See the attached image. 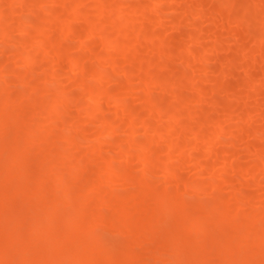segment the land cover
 <instances>
[{
    "label": "rangeland",
    "instance_id": "obj_1",
    "mask_svg": "<svg viewBox=\"0 0 264 264\" xmlns=\"http://www.w3.org/2000/svg\"><path fill=\"white\" fill-rule=\"evenodd\" d=\"M157 3L0 0V105L6 107L0 114L9 116L0 131V177L14 158L9 150L14 141L22 144V135L38 134L25 156L14 159L29 174L7 180L10 185H1L0 198L6 192L18 200L14 188L23 181L34 186L31 172L40 168L45 153L68 152L74 167L64 169L59 161L52 165L55 172L64 169L66 183L64 191L56 192L54 175L49 178L48 196L60 198L51 212L56 223H46L45 235L72 230L86 249L75 254L70 244L61 243L55 246L59 249L34 254L48 256L52 250L59 257L55 264L90 259V264H128L125 256L132 255L134 264L264 263V0H183L173 5L177 14L168 17L169 6ZM99 5L108 9V19L98 21ZM255 91L260 95L253 96ZM56 100L57 112L51 108ZM130 111L140 115L130 119ZM47 112L52 114L45 117ZM233 127L236 132L229 131ZM111 137H118L119 146L109 142ZM157 154L161 161L155 160ZM144 157L148 162L142 163ZM245 163L256 164L257 173L236 166ZM132 193L139 200L136 209H121L120 201ZM50 200L32 197L22 205L50 209ZM86 202L89 218H77ZM156 211H164L163 220L148 228L155 222L149 218L160 215ZM207 213H217L216 220L201 228L195 217ZM109 215L121 217V225L102 218ZM185 218L191 220L186 230L181 227ZM28 222L26 216L9 228L25 233ZM75 223H81L80 229ZM123 223L136 225L137 232ZM142 227L147 232L141 233ZM255 227L252 240L262 248L230 244V237L236 243V237ZM176 233L183 243H177ZM190 243L201 250L181 248ZM19 248L8 249L17 260Z\"/></svg>",
    "mask_w": 264,
    "mask_h": 264
},
{
    "label": "bare ground",
    "instance_id": "obj_2",
    "mask_svg": "<svg viewBox=\"0 0 264 264\" xmlns=\"http://www.w3.org/2000/svg\"><path fill=\"white\" fill-rule=\"evenodd\" d=\"M116 4V3H115ZM114 4V5H115ZM115 6H117V5H115ZM102 7V6H101ZM100 7V5H99V7L97 8V18L99 19L98 21H100V20H102V19H108L110 16L108 15V13H107V11H108V9H106V10H103L104 8H105V6H104V4H103V7L101 8ZM107 8V7H106ZM133 8V7H132ZM215 13L218 15V17H222V14H221V12H220V9L219 8H216L215 9ZM96 18V17H95ZM94 21H96V20H94ZM1 28H4V27H1ZM3 30V33L5 32V34L7 33L5 30H7V29H2ZM75 32H77V31H75ZM2 33V34H3ZM133 41H134V39H133ZM56 49L60 52L61 51V46H59V45H57L56 46ZM63 51V50H62ZM61 51V52H62ZM243 51L246 53V52H248L249 51V45H246L244 48H243ZM18 54V53H17ZM58 54V53H57ZM59 55V54H58ZM110 55V54H109ZM56 57H58V58H60L59 56H57V55H55ZM79 56H80V54H79ZM106 57L108 56V54L107 55H105ZM33 57V56H32ZM32 57H28V59H30V58H32ZM58 58H56V59H58ZM72 59H74L75 61L78 59H76V57H71ZM80 58V57H79ZM81 58H82V56H81ZM111 58V57H110ZM109 59V58H108ZM60 60V59H59ZM80 60V59H79ZM109 60H112V58L111 59H109ZM28 61V60H27ZM78 61V60H77ZM78 62H80V61H78ZM245 67H244V70L245 71H247V70H249V64L247 63V64H245L244 65ZM101 74H100V72H98L97 71V75H95V76H100ZM23 76V75H22ZM24 77V76H23ZM22 77V78H23ZM143 77H144V79H145V75H143ZM142 77V78H143ZM21 78V79H22ZM22 80H26L25 78L24 79H22ZM225 87H226V85H224ZM227 88V87H226ZM100 92V90H97V93H99ZM101 94H102V92H100ZM99 93V94H100ZM107 93V92H106ZM105 93V94H106ZM253 96H256V95H260V93H259V91H255V93H251ZM13 100H11V102H12ZM6 102H8V103H11L10 101H7V99H6ZM6 102L4 103H2V104H6ZM16 102V101H15ZM53 103H55L53 106H51V108L54 110V111H58V109H59V107H58V102H57V100H56V102H52L51 104H53ZM12 104V103H11ZM15 105V104H14ZM8 106V105H7ZM0 107H1V105H0ZM2 109H3V107H1ZM6 108V107H5ZM4 108V109H5ZM239 108V107H238ZM3 109V110H4ZM2 110V112H4ZM242 110V109H241ZM241 110L238 112L239 114H241L242 112H241ZM1 111V110H0ZM47 111L48 112H50L48 109H47ZM48 112H47V114H45L46 116L45 117H48V116H50V114H52V112L51 113H49L48 114ZM241 112V113H240ZM244 112V111H243ZM94 113H95V111H90L89 112V115H94ZM130 113V119H134L135 117H138L140 114H139V112H135V111H130L129 112ZM237 113V114H238ZM238 114V116L240 117V115ZM245 114L244 113H242L241 114V116H243V117H240V118H244V119H241V120H244V121H239V122H241V124L243 125L244 123H242V122H245V116H244ZM8 120H9V116L7 115V116H5V115H2V114H0V131H1V128L3 129V127L8 123ZM217 124H219V126H221V123L220 122H217ZM145 125H147V124H145ZM224 125H222L221 127H223ZM108 127V126H107ZM238 127V126H237ZM237 127L235 128V127H233V128H231L229 131L230 132H236L237 131ZM224 128V127H223ZM224 129H226V128H224ZM88 130V129H87ZM236 130V131H235ZM162 130H159V132L161 133V135H163V133L161 132ZM90 132V131H89ZM35 132H30V133H28V135H22V136H25V138L23 137V142H22V144L21 143H19V142H21V141H19L18 139H17V141H14V144L11 146V147H9V150H10V152L12 153V155H14V158H11L12 159V161H14V159H21V158H23L24 156H25V154H26V151L28 150V148H29V146L32 144V142H34V140H36L37 139V137H38V134H34ZM200 134L201 133H199V132H197V138H198V136H199V138L198 139H200ZM20 136V135H19ZM21 136V137H22ZM62 138V137H61ZM118 137H116V138H114V137H111L110 138V141L109 142H111L112 144H120L119 143V141L120 140H118L117 139ZM16 140V139H15ZM121 142V141H120ZM141 143H143V142H141ZM141 143H140V145H141ZM111 144V145H112ZM61 145V144H60ZM119 146V145H118ZM145 147H148L147 145H144ZM56 148H60V147H56ZM4 149V151H5V148H3ZM208 149V148H207ZM63 150V149H62ZM214 150V148H212V146H209V150L208 151H213ZM226 150H230V149H226ZM52 151H54V150H52ZM64 151V150H63ZM225 153H226V151H225ZM229 153V152H228ZM70 154H72V153H70ZM70 154L68 153V152H65V153H59V152H56V151H54V153H52L51 151H49L47 154L45 153V155L42 157V159H41V162H40V164H39V166H40V168H37V170H35L34 172V174H32V172H31V175H34V177H35V179L34 180H36L35 182H34V186H32V185H30V184H28V181L26 180V181H23L21 184L19 183V185H20V187H17V186H19V185H17L15 188H14V190H16L14 193H15V196L16 195H19L20 196V198L17 200V199H14L11 195H9L8 193H6V192H2L3 193V195L1 196V198H0V264H55L57 261L56 260H58L56 257H58V255L57 256H54L53 254H50V252L52 251V250H49L48 251V256H45V255H41V254H38V255H36V254H34V252H35V250L37 251V250H40V249H59V248H56L55 246H60L59 244H64L62 247H64V246H67V244H70L71 246L69 247V248H71L72 250H74V249H76V250H74V252H75V254H80V253H84V250L86 249L82 244L83 243H81V242H79V241H77L76 239H75V236L72 234V230H63V231H61V233H58V232H56L55 233V235L53 236H50V235H45V226H46V223L48 224V223H56V222H52V221H54V218H52V216H51V212H52V209L55 207L54 205H57L59 202L57 201V200H59V194L58 195H56L55 194V197H56V201L58 202H56L55 201V199H53V198H50V196H48V195H50L49 194V191H47V188H48V185H49V178L51 177V175H54L53 176V187L55 188V190H56V192H57V190L59 189V190H63L64 191V187H65V183H66V180H65V174H66V172L64 171V169H66V167L68 166V168H72V167H74L75 165L74 164H72L70 161L72 160L71 158H70ZM129 154V153H128ZM10 155V157H12L11 156V154H9ZM229 155V154H228ZM129 156H131V154L129 155ZM148 158V157H147ZM147 158H143V159H141L142 160V163H146V162H148V159ZM160 158V156L157 154L156 155V157H155V160L157 161V159L158 160H160L159 159ZM162 159V158H161ZM11 160H10V162H11V164H5V168H3V170L1 171L2 173H1V179H0V187H1V185H3V186H8V184L10 185V183L8 182V184H6L7 182V180H9V179H14V178H18L19 176L21 177L22 175H25L26 176V174L28 175L29 173H28V168H26V167H24V168H22L21 169V161H18V162H12ZM58 162L59 161V163H61V166L62 167H64V169H62V167L61 166H59V167H57L58 169L59 168H61V170L59 169L58 170V172H55L56 170H52V168H55V167H53L52 165H53V163L55 164V162ZM161 161V160H160ZM163 161V160H162ZM73 162V161H72ZM7 163V162H6ZM9 163V162H8ZM71 164V165H70ZM52 166V167H51ZM237 167H239V169L240 170H245V171H248V172H251V173H257V165L256 164H252V163H245V165H236ZM240 166H242V167H240ZM242 168V169H241ZM238 169V168H237ZM52 171L54 172V174H52ZM114 174V173H113ZM114 175H117V174H114ZM113 176V175H112ZM116 177H118V176H116ZM116 177H114L115 179H117ZM178 177V176H177ZM119 178V177H118ZM141 178V177H140ZM19 179V178H18ZM121 179V178H120ZM143 179V178H142ZM142 179H140V180H142ZM117 180H119V179H117ZM30 181H31V179H30ZM52 181H50V182H52ZM141 182V181H140ZM5 183V184H4ZM141 183H143V182H141ZM140 183V184H141ZM48 184V185H47ZM135 184H136V182H135ZM143 184H141V188L143 187L142 186ZM50 186V185H49ZM136 187H138L139 188V186L140 185H135ZM148 186V185H147ZM4 189V188H3ZM99 191H102V187H98L97 188ZM96 189V190H97ZM5 190V189H4ZM135 191H139V189L138 190H135ZM134 191V192H135ZM48 192V193H47ZM5 193V194H4ZM1 195V194H0ZM46 196V197H45ZM32 197H37V198H39V199H41V200H50V202L48 203V205H49V207H50V209H48V208H46V207H44V206H46L45 204L43 205V207L42 208H39V210L37 209V211H35V209H29L27 206V208L26 207H24L22 204H24V203H26L27 201H28V199H31ZM59 197V198H58ZM124 197V196H123ZM120 199V198H119ZM123 199V198H122ZM20 200V201H19ZM18 201V202H17ZM120 201V200H119ZM139 201V200H138ZM138 201H137V194L136 193H132V194H130V195H127V197L122 201H120V203L118 204L119 205V207L121 208V209H129V208H133V209H136V207H135V204L136 203H138ZM60 202H61V200H60ZM42 203H43V201H42ZM55 203V204H54ZM86 203H88V204H85L86 206L84 207L83 206V208L81 207V209H79V211L81 212V213H78L77 214V218L80 216V218H82V219H84V218H86V217H88V214H91L90 213V211L88 212V210H90V208L88 207V205H89V202H86ZM51 204V205H50ZM82 205H84V204H82ZM81 205V206H82ZM40 209H42V210H40ZM44 210H46V211H44ZM50 210V212H48ZM81 210H83V211H81ZM159 210V209H158ZM157 210V211H158ZM226 210V209H225ZM32 211V213H30ZM38 211H40V212H38ZM156 211V212H157ZM204 212V211H203ZM28 213H30V214H35V216H33L32 217V215L31 216H28L27 214ZM157 213H160V215L159 216H155V217H153L152 216V218L150 217L149 219L150 220H154L155 222H151V224L149 223V221H147V223H149L150 225H152L151 227H148V228H152L153 226L154 227H156L155 225H157V223H161L160 221H162L163 220V216H164V211H159V212H157ZM156 213V214H157ZM205 213V212H204ZM224 213V212H223ZM226 213V212H225ZM230 213V212H229ZM228 213V214H229ZM235 213V212H234ZM41 214H43L42 216H41ZM44 214L46 215V216H44ZM208 215H202V214H199L197 217H195V223L198 225V226H200L201 228H202V226H204V227H207V224H209L210 222H212V220H214L216 217H212L214 214H217V213H212V215L210 214V213H207ZM200 215H202V216H200ZM226 215V214H225ZM254 215V214H253ZM29 217V222L28 223H26V225H28L27 227H28V230L27 231H25V233H22L23 231H19V230H10V228L9 227H11V228H14V227H12L11 226V224L10 223H12V222H14L15 223V225L17 224V223H19L20 221L22 222L24 219H25V217ZM41 216V217H40ZM44 216V217H43ZM75 216V215H74ZM99 216V215H98ZM206 216V217H205ZM209 216V217H208ZM214 216H217V215H214ZM218 216H220L219 217V219L223 216V215H218ZM257 217H258V215H256ZM31 217V218H30ZM96 216H94V218H95ZM99 217H101V216H99ZM104 217H106V218H104ZM225 218H227V215L226 216H224ZM224 217H222V218H224ZM73 218H75V217H73ZM89 218V217H88ZM91 218V217H90ZM102 218H104L105 219V221H107V222H109V223H119V225H121V217H116V218H113V217H111L110 215H109V217L108 216H103ZM102 218H100L99 220H101ZM154 218V219H153ZM224 218V220H226ZM234 218V217H233ZM96 219H98L97 217H96ZM186 219V221H182V222H184V223H182L183 224V226L181 225V227H184V229L186 230V228L188 229L189 227H190V225H191V220L189 219V218H185ZM218 219V220H219ZM234 219H236V218H234ZM234 219H231V220H234ZM74 220H77V219H74ZM216 220V219H215ZM181 221V220H180ZM179 221V222H180ZM245 221V220H244ZM24 222H27V221H24ZM68 222H72V218H70V219H68ZM242 222V221H241ZM91 223H94V222H91ZM90 223V224H91ZM145 223V222H144ZM71 224V223H70ZM76 224V223H75ZM81 224V223H80ZM77 225L78 227V229H80V227L79 226H81V225ZM245 224V223H244ZM4 225V226H3ZM12 225L14 226V224L12 223ZM25 225V226H26ZM86 225H88V223L86 224ZM92 225V224H91ZM123 225L125 226V228L128 230V231H132V232H134L135 231V233L137 232L136 231V225L134 226V224L133 225H130V224H126V223H123ZM149 225V226H150ZM89 226V225H88ZM123 226V227H124ZM132 226V227H131ZM253 226H254V224H253ZM83 227V229H84V231H87V230H85V228H84V226H82ZM121 227V226H120ZM203 227V228H204ZM147 228V229H148ZM256 228V227H255ZM251 228V229H248L247 231H245V232H247V233H253L254 235H256V232L258 233V229L256 228ZM86 229H90L89 227L88 228H86ZM140 229H143V230H141L142 232L141 233H144V232H147V231H144V230H147L146 228H144V227H142V228H139V230ZM206 229V228H205ZM81 230H82V228H81ZM138 230V229H137ZM202 230V229H201ZM256 230V231H255ZM175 231H179V229L178 230H175ZM131 233V232H130ZM134 233V234H135ZM139 233V232H138ZM137 233V234H138ZM250 233V234H251ZM43 234V235H42ZM177 234V233H176ZM179 235H181V238H183L182 237V232H181V234H180V231H179V233H178ZM178 234L176 235V240H178L179 238L177 237L178 236ZM242 234H244V233H242ZM242 234H240V236L242 237V236H245L246 234H244V235H242ZM249 234V235H250ZM139 235V234H138ZM236 235H237V233H236ZM248 234L246 235L247 237L249 236ZM47 236V237H46ZM238 236V235H237ZM242 237V238H239V237H236V238H238V240L236 241L235 240V242L236 243H234V241H233V236H232V238L233 239H231V237L229 238L231 241H229L230 242V244L232 245V244H235V245H238V246H235V248L236 247H238L239 249H245V247H247L246 249H258L259 247H261V246H259L260 245V241L258 242V241H254V240H256V236L255 237H253L252 236V234H251V237H249V239L247 238V237ZM39 237H43V238H39ZM44 237H46V238H44ZM172 237H174V235H171V241H172ZM180 238V239H181ZM245 238V239H244ZM174 239V238H173ZM179 239V240H180ZM252 239H254V240H252ZM176 240H173V241H175L176 242ZM177 241V243H183V242H181V241ZM257 240H259V239H257ZM49 241H53V243H51V242H49ZM172 241V242H173ZM44 242V243H43ZM45 242H47V243H45ZM141 243H143V242H141ZM50 244H53L54 245V247H52L53 245H50ZM139 245L138 246H140V249H142V247H144V246H141V244L140 243H138ZM179 244V245H180ZM190 244H194V245H186V246H184V247H181V248H184V249H186L187 247L188 248H190V247H192L191 249L192 250H194L193 248H195V249H197V248H199L200 250H201V246H197V248L195 247L196 245V243H190ZM262 244V243H261ZM14 245H19L20 246V250L22 249V255L20 256V258L17 260V259H15L12 255H14V254H12L11 252H13V251H10V250H8V249H13V247H14ZM230 245V246H231ZM177 246V245H176ZM61 247V246H60ZM241 247V248H240ZM244 247V248H243ZM69 248H67L68 250H69ZM262 248V247H261ZM80 250V252L78 251V250ZM124 249H126V248H124ZM137 249H139V248H137ZM175 249H177L176 247H175ZM209 249V248H208ZM214 249V248H213ZM232 249V248H231ZM45 251H47V250H45ZM189 251H191V250H189ZM199 251V250H198ZM158 252V251H157ZM195 252H197V251H195ZM52 253V252H51ZM54 253H55V251H54ZM127 253V255H129V253H131V254H134V253H132L131 251H128V252H126ZM200 252H197V254H199ZM12 254V255H11ZM65 254V253H64ZM72 254V253H71ZM124 255H125V253H123ZM130 254V255H131ZM161 254V253H160ZM67 255V254H66ZM190 256V255H189ZM16 257V256H15ZM52 257H54L55 259H53ZM124 257V256H123ZM188 257V256H187ZM17 258V257H16ZM59 258V257H58ZM125 258H129V260H127L126 262H128V264H134L135 262H133V260H134V258H133V255H132V258H133V260H132V258L131 257H126L125 256ZM124 258V259H125ZM131 258V259H130ZM72 260H73V258H72ZM85 260V259H84ZM79 261H83V259L82 260H78V262ZM90 261H93L92 259H90L89 261H87L86 262V264H90ZM131 261V262H130ZM174 261V260H173ZM236 261H238V262H236ZM236 261H234V262H232V261H230L231 263H227V262H229V261H227V262H224V263H222V264H250L248 261H246V260H243V261H239V260H236ZM73 262H75V261H73ZM177 262L178 263H181V261H180V258H177ZM176 262V263H177ZM81 262H79L78 264H80ZM83 263L85 264V261H83ZM195 263V262H194ZM203 263V262H202ZM75 264H77V263H75ZM100 264H114V262H111V261H107V262H104V263H100ZM117 264H122L121 263V260L119 261V263H117ZM139 264H142V263H139ZM169 264H171V263H169ZM192 264V263H191ZM199 264H201V263H199ZM206 264V263H205ZM214 264H218V263H214ZM261 264H264V263H261Z\"/></svg>",
    "mask_w": 264,
    "mask_h": 264
},
{
    "label": "clouds",
    "instance_id": "obj_3",
    "mask_svg": "<svg viewBox=\"0 0 264 264\" xmlns=\"http://www.w3.org/2000/svg\"><path fill=\"white\" fill-rule=\"evenodd\" d=\"M183 2V0H159V3L155 5V7H160L164 4H167L169 6V10L165 13V17L175 15L176 7H173V5H176L178 7L179 3Z\"/></svg>",
    "mask_w": 264,
    "mask_h": 264
}]
</instances>
